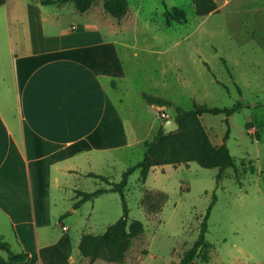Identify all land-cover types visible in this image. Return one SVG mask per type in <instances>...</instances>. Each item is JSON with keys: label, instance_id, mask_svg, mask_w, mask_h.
<instances>
[{"label": "rangeland", "instance_id": "rangeland-1", "mask_svg": "<svg viewBox=\"0 0 264 264\" xmlns=\"http://www.w3.org/2000/svg\"><path fill=\"white\" fill-rule=\"evenodd\" d=\"M104 2L96 0L90 9L103 11ZM69 5H64L65 12ZM175 9L177 13L168 14ZM70 17L82 21L86 16ZM119 21L118 35L128 44L120 51L125 73L117 90L125 100L120 110L126 121L137 118L146 125V119L158 122L157 115L161 126L174 120L175 109L170 107L149 108L148 116L142 93L186 110L194 103L213 108L242 104L228 118L200 117L216 149L230 130L226 144L237 171L225 169L218 182L219 168L170 164L160 172L165 202L160 191L142 183L140 170L130 176L125 191L129 217L140 220L145 232L132 240L123 264H179L199 238L214 193L207 245L199 250L195 264H264V11L198 16L193 0H129L128 12ZM143 156L144 149L136 147L106 174L118 183ZM86 184L90 190L99 187L96 181ZM95 201L80 207L73 222L78 229L102 234L121 218V197L110 192Z\"/></svg>", "mask_w": 264, "mask_h": 264}, {"label": "crops", "instance_id": "crops-1", "mask_svg": "<svg viewBox=\"0 0 264 264\" xmlns=\"http://www.w3.org/2000/svg\"><path fill=\"white\" fill-rule=\"evenodd\" d=\"M44 1L0 6V234L14 252L30 255L11 262L0 250V264H89L79 243L92 233L73 222L79 192L110 188L91 175L114 182L106 171L136 147L145 152L160 123L156 113L155 123L126 121L120 110V51L128 46L118 35L120 21L105 10L81 14L69 3ZM215 1L230 15L264 11V0ZM77 14L85 20H72ZM145 104L150 116L154 106ZM167 166L151 169L150 190L163 192L160 172ZM87 181L99 187L90 190Z\"/></svg>", "mask_w": 264, "mask_h": 264}, {"label": "trees", "instance_id": "trees-1", "mask_svg": "<svg viewBox=\"0 0 264 264\" xmlns=\"http://www.w3.org/2000/svg\"><path fill=\"white\" fill-rule=\"evenodd\" d=\"M5 0H0V6ZM73 2L77 11L84 13L88 11L96 0H46L44 3L59 4ZM195 13L198 16H207L219 11L215 0H193ZM103 8L107 14L115 19L121 20L128 12L129 0H105ZM178 11L168 12L173 15ZM182 20V17H179ZM144 100L154 106L170 107L175 109L174 121L178 125V130L165 134L164 125H161L155 138L144 144L145 152L141 161L129 167L122 174L120 182H111L107 177L91 175L97 179L105 181L110 188H100L94 192H79L80 200L74 204V209H79L81 205L108 192H117L121 197L122 216L110 225L107 230L98 235L84 234L79 243V250L82 257L89 263L96 260H104L109 263L123 264L126 254L132 245V240L140 237L145 232L144 224L140 220H130V210L126 199V187L130 176L140 170L142 183L145 184L147 177L153 167L170 164L197 163L203 168H219L217 181L222 178L224 170L233 168L237 171L235 158L231 154L226 141L229 138L230 130L224 138V143L215 148L207 134L202 122V114L220 115L224 114L227 118L239 111L241 103L232 107L213 108L206 105L194 103L193 108L186 110L181 106L175 105L172 101L163 97L153 96L143 93ZM213 153V157L208 156ZM166 193L158 192V195L166 201ZM217 196L213 194V201L210 204L207 214L200 227V235L194 245L184 254L179 264H195V259L200 249L207 245L206 234L208 232V219L216 201ZM0 250L4 251L11 262H23L29 258L25 252H14L10 243L0 234ZM37 261V256L33 255Z\"/></svg>", "mask_w": 264, "mask_h": 264}, {"label": "water", "instance_id": "water-1", "mask_svg": "<svg viewBox=\"0 0 264 264\" xmlns=\"http://www.w3.org/2000/svg\"><path fill=\"white\" fill-rule=\"evenodd\" d=\"M178 128H179L178 125L172 119H168L166 121V123L164 124V132H165V134L174 132V131L178 130Z\"/></svg>", "mask_w": 264, "mask_h": 264}, {"label": "built area", "instance_id": "built-area-1", "mask_svg": "<svg viewBox=\"0 0 264 264\" xmlns=\"http://www.w3.org/2000/svg\"><path fill=\"white\" fill-rule=\"evenodd\" d=\"M164 117H166L165 115H163Z\"/></svg>", "mask_w": 264, "mask_h": 264}]
</instances>
